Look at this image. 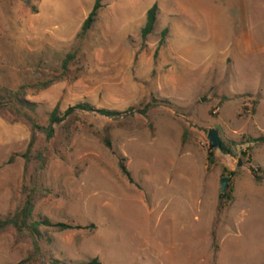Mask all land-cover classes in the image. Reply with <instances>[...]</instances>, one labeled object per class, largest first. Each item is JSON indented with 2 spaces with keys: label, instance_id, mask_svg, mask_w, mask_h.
Wrapping results in <instances>:
<instances>
[{
  "label": "rangeland",
  "instance_id": "rangeland-1",
  "mask_svg": "<svg viewBox=\"0 0 264 264\" xmlns=\"http://www.w3.org/2000/svg\"><path fill=\"white\" fill-rule=\"evenodd\" d=\"M243 1L240 10L231 0H100L79 38L95 0H0V90L28 85L41 127L48 112L78 102L120 112L152 98L171 103L145 116L78 110L49 139L37 130L33 150L50 154L37 180L35 161L26 169L19 156L6 163L24 152L29 123L0 114V216L18 205L22 182L34 180L49 190L36 214L95 226L49 231L52 242L39 241L36 260L23 264H264V144L247 150L246 142L264 134V0ZM154 3L155 27L143 41ZM72 52L67 76L38 88ZM209 129L228 152L210 147ZM118 154L134 183L120 173ZM257 166L259 181L250 170ZM222 177L232 200L219 209ZM30 252L28 239L0 232V264H20Z\"/></svg>",
  "mask_w": 264,
  "mask_h": 264
},
{
  "label": "trees",
  "instance_id": "trees-1",
  "mask_svg": "<svg viewBox=\"0 0 264 264\" xmlns=\"http://www.w3.org/2000/svg\"><path fill=\"white\" fill-rule=\"evenodd\" d=\"M101 7L100 0H95L92 9L83 20L77 37L83 38L86 33L91 29L93 23L95 22V18L97 15L98 9ZM34 11V8H33ZM157 19V4L154 3L146 12V20L144 26L140 30L141 38L144 41L145 38L153 31L155 27ZM167 29H163L161 31V38L159 40V45L154 53L156 56L157 50L159 46L163 43L164 37L166 36ZM76 54L74 52L67 53L64 58L60 62V68L62 73L58 76H53L47 81H43L38 83V88L44 89L49 85L63 80L67 76L69 65L75 60ZM28 85H22L15 90L10 89H1L0 90V114L1 116L6 117V112H9L12 115L11 121H17L20 118L26 119L30 125V137L27 143V146L23 153L21 154H13L11 155L6 163H10L15 156H19L23 159L26 169V165L31 161H35L36 166L34 169L35 177L34 179H38L43 175L44 170L46 169L47 161L50 157L48 151H34V145L36 142V133L37 130H43L46 139L53 137L54 129L53 125L58 124L72 114H74L78 110L82 111H93L98 112L99 114L107 117L116 118L123 113H139L141 115H146L150 108L165 105L171 106L170 101L167 99H151L149 102L141 105V106H130L124 112L116 111V110H108L103 108H95L93 105L87 102H78L73 106L67 107L62 113L59 112L58 108H54L52 111L47 113L48 116V125L46 127H41L36 123V119L34 115L37 111V104L35 102H31L25 98L26 96V88ZM225 98H222L219 104H221ZM257 104V101H253V107L250 109L249 114L254 115L255 109L254 105ZM8 118V117H6ZM103 145L110 149L112 148V142L108 135H105L101 138ZM248 146L247 150H250L251 146L254 145H262L264 144V134L259 135L255 138H248L246 141ZM222 144V142H221ZM223 152H228L226 148L222 146L221 149ZM245 154V153H243ZM208 162H213V153H208ZM117 166L120 173L128 180L130 183H134L130 172L126 167V159L124 156L118 154L117 155ZM253 178L255 181H259L262 179L260 172V167H251L250 168ZM232 174V173H231ZM228 188L225 193H221L219 195L218 208L222 209L227 202L232 200V188L231 185L228 184ZM49 194V190L44 188L41 184H37L36 181L30 180L26 182L25 180L22 182L19 191V203L15 206L8 214L5 216H0V232H4L6 230L11 229L14 232V235L17 240L28 239L31 242V252L28 254L26 259L20 262V264L33 262L36 260L40 252L38 242L41 240H45L48 243L52 242V238L49 235V231L54 232H62L67 230H92L95 228L94 224L89 225H78L73 224L71 222H55L50 218L44 215L35 213L36 203L40 198L46 197ZM224 199V200H223ZM50 264H72L70 262H66L64 260L51 259ZM75 264H101L98 258H92L91 260L85 262H78Z\"/></svg>",
  "mask_w": 264,
  "mask_h": 264
},
{
  "label": "water",
  "instance_id": "water-1",
  "mask_svg": "<svg viewBox=\"0 0 264 264\" xmlns=\"http://www.w3.org/2000/svg\"><path fill=\"white\" fill-rule=\"evenodd\" d=\"M207 139L210 143V147L211 148H217L219 150L222 149V144H221V140L218 136V133L215 129H209L207 132ZM237 166H241V161L238 160L237 161ZM229 180V177H222L220 179V192L224 193L227 189V182Z\"/></svg>",
  "mask_w": 264,
  "mask_h": 264
},
{
  "label": "crops",
  "instance_id": "crops-1",
  "mask_svg": "<svg viewBox=\"0 0 264 264\" xmlns=\"http://www.w3.org/2000/svg\"><path fill=\"white\" fill-rule=\"evenodd\" d=\"M235 3V6L239 7L240 10H243L244 1L243 0H231Z\"/></svg>",
  "mask_w": 264,
  "mask_h": 264
}]
</instances>
